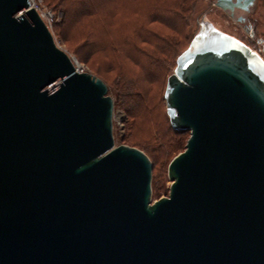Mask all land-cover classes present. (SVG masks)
I'll return each mask as SVG.
<instances>
[{"label":"water","instance_id":"water-1","mask_svg":"<svg viewBox=\"0 0 264 264\" xmlns=\"http://www.w3.org/2000/svg\"><path fill=\"white\" fill-rule=\"evenodd\" d=\"M199 23L163 95L189 137L152 200L148 156L114 145L104 82L30 0H0V264H264V60Z\"/></svg>","mask_w":264,"mask_h":264},{"label":"rangeland","instance_id":"rangeland-1","mask_svg":"<svg viewBox=\"0 0 264 264\" xmlns=\"http://www.w3.org/2000/svg\"><path fill=\"white\" fill-rule=\"evenodd\" d=\"M30 1L38 13L42 14L55 44L76 62L79 70L98 77L106 85L107 95L112 98L113 102L112 137L114 145H128L142 151L144 146L145 149L151 150L153 154V157H150L152 200L168 195L170 185L167 176L168 163L173 156L184 150L189 137L188 131H182L177 135L178 137H175L174 129L170 126L167 117V106H165L163 95L167 77L173 72L176 58L187 47L192 35L196 34L200 26V17L204 14L205 19L216 29L235 35L248 47L257 49L264 60V0H254L249 5L250 12L245 13L242 22L237 21V18L243 14L242 10L231 15V12L215 4L217 0H189L188 13H183L186 17L182 25L184 30L176 34L175 31L169 30L170 25L175 23L174 21L169 23L163 20L164 24L161 22L144 23L145 14L139 9L140 0H135L130 4V0H121L120 11L115 16V20L111 21L110 26H108L110 14L104 9L106 5L99 8V2L96 4L97 9L91 10L87 18L82 19L83 12H81L80 3L72 6V2L69 5L68 0ZM176 1L179 3V0ZM176 1L155 0L154 3H163L166 8H169L164 11L170 9L175 11L178 9V6H174ZM63 7L66 8L65 15L59 9ZM142 22L145 28L138 30ZM151 29L157 30V35L155 39H151V44L137 43L145 50V56L143 51H140L142 71H139L131 62L127 64L120 62L121 71L119 72L114 67L117 64L119 66V52L116 51L119 43L120 48L124 46L129 52L131 44L136 39L139 40L137 38L141 35L139 32ZM108 39L116 42L112 45L115 49L112 52L94 51L93 47H89L91 42L104 43L108 42ZM83 40L86 41L82 43ZM149 52H155V57L162 64L161 67L152 65V62L147 59ZM112 57H116L118 62L109 60ZM118 79L124 81L126 85L121 87L115 84L119 82ZM55 83L58 84L59 81ZM126 95H128L127 98ZM134 98L139 103L134 104L136 101ZM134 105H138L139 108L133 109ZM128 106L131 107V111ZM172 137L180 138V140L177 139L174 148L169 151L172 143L168 139ZM169 143L170 147H168Z\"/></svg>","mask_w":264,"mask_h":264},{"label":"trees","instance_id":"trees-1","mask_svg":"<svg viewBox=\"0 0 264 264\" xmlns=\"http://www.w3.org/2000/svg\"><path fill=\"white\" fill-rule=\"evenodd\" d=\"M69 1V5L71 4L72 2V6L76 5L77 4H81L82 5V11L83 12V18L82 19H85L87 18V16L89 15V13L91 12V10H96L97 9V3L99 2L100 5H99V8H102L104 5H106V11L109 12L110 14V23L108 24V26H110L111 24V21H114L115 20V16L117 15V13L120 11V7H121V4H120V1L121 0H75V1H72V0H68ZM135 0H130L129 1V4L131 2H134ZM176 1V0H175ZM155 0H140L138 3H139V9L142 11V13L144 12L145 14V18L143 21L144 23H158V22H161L164 24V22L167 20L169 21V23L171 21H174L175 23L171 24L169 30H172V31H175V34L176 33H179L180 31L184 30L183 28V24H184V20L186 19L185 17V14H183L184 12H186V14L188 13L187 11L189 10L187 7L188 6V3H189V0H179V3H177L176 1V4L174 6H178L177 10L173 11L172 9L168 10V11H164V9H169V8H166L165 5L163 3H154ZM153 3V4H152ZM152 4V5H151ZM138 7V6H137ZM61 12H63V14L65 15L66 13V8H59ZM99 15V14H98ZM164 20V22H163ZM142 22V24H140V27L138 28L139 29H143L145 28V24ZM181 22V24H180ZM167 26V25H166ZM171 32V31H170ZM141 35L137 38H139V40L137 41H134L132 44H131V50L128 52L124 46H122L120 48V43L116 49V51H118L119 53V58H120V61L118 62L116 57H112L111 61H115L116 63L118 62L119 63V66L117 64L114 65V67L120 72L121 71V63L120 62H125V64L127 63H132L134 65H136V67L138 68L139 71H142L141 68H142V65L143 63L141 64L140 63V60H141V55L142 53L144 54L145 56V50L140 48V45H138L137 43L139 42L140 44L142 43H147V44H151L152 40L151 39H155V36L157 35V30H146L143 32H139ZM143 36V37H142ZM147 36V38H146ZM126 38V37H125ZM124 39V38H123ZM86 41V40H85ZM84 40L82 41V43L85 42ZM125 42V39L123 41V43ZM113 43H116L112 40H109L108 39V42H104V43H101V42H91L89 44V47H93L92 49H94V51H110L112 52L114 49V47L112 46ZM154 47V46H153ZM155 50L157 49L156 47L154 48ZM121 51V52H120ZM142 53H141V52ZM107 52V54H109ZM148 57L147 59L152 62V65L154 66H159L161 67L160 65H162L160 63V60L157 59L155 57V52L151 53L149 52L148 53ZM154 56V58H153ZM143 59V58H142ZM122 73H124L122 71ZM117 81L119 82H115V84L117 85H120L121 87L122 86H125L126 84L124 83V81L118 79ZM138 94V93H136ZM128 95H126L125 97L127 98ZM139 96V95H138ZM135 99V98H134ZM134 99H133V102H134ZM136 101L134 102L135 103H139V101L137 99H135ZM133 105V104H132ZM139 108L138 105H134L133 109H137ZM128 109L131 111V107L128 106ZM182 132V130H173V133L176 135L175 137H178L177 135L180 134ZM175 137H172L171 139H168V141L170 140V142L172 143V146L170 145V143L168 144V147L171 146L170 150L169 151H172L171 149L174 148V143L176 142V140H180V138H175ZM135 146V145H134ZM143 149V152L148 156V158L150 159V157L153 155L151 154V150H148V149H145V147L143 146L142 147ZM153 157V156H152Z\"/></svg>","mask_w":264,"mask_h":264},{"label":"flooded vegetation","instance_id":"flooded-vegetation-1","mask_svg":"<svg viewBox=\"0 0 264 264\" xmlns=\"http://www.w3.org/2000/svg\"><path fill=\"white\" fill-rule=\"evenodd\" d=\"M232 1H235V0H232ZM223 10H224V9H223ZM225 10L231 12V15H234V13H235L236 11H238V10H242V11H243V14L237 18V21L242 22L243 19L245 18V17H244V16H245V13H246V12H247V13L250 12V6L248 7L247 10H246V9L244 10V9H242V8H238V7H234L232 11H230V10H228V9H225Z\"/></svg>","mask_w":264,"mask_h":264},{"label":"built area","instance_id":"built-area-1","mask_svg":"<svg viewBox=\"0 0 264 264\" xmlns=\"http://www.w3.org/2000/svg\"><path fill=\"white\" fill-rule=\"evenodd\" d=\"M31 6H32V4H31ZM36 9V8H35ZM37 10V9H36ZM38 12V11H37ZM40 16L42 17V14H40ZM42 19H43V17H42ZM252 49V48H251ZM253 51H255L257 54H259V51L257 50V49H252ZM260 55V54H259Z\"/></svg>","mask_w":264,"mask_h":264}]
</instances>
